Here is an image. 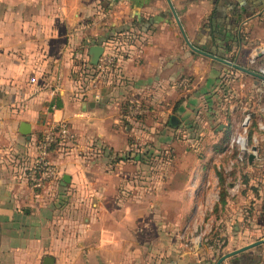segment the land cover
I'll use <instances>...</instances> for the list:
<instances>
[{"label": "crops", "instance_id": "0c3cea01", "mask_svg": "<svg viewBox=\"0 0 264 264\" xmlns=\"http://www.w3.org/2000/svg\"><path fill=\"white\" fill-rule=\"evenodd\" d=\"M171 3L198 50L234 64L263 60L264 0ZM95 46L100 60L114 58L112 73L97 75ZM241 69L191 50L167 0H0V264H126L140 253L126 241L151 204L123 206L126 194L152 200L159 188L144 182L152 174L136 148L169 141L156 130L174 129V116L190 127L194 107L216 85L229 88L230 75L262 81ZM134 103L138 118L128 113ZM47 121L68 122L77 141L53 153L61 177L36 193L26 173ZM246 256L264 264V251L228 260Z\"/></svg>", "mask_w": 264, "mask_h": 264}, {"label": "rangeland", "instance_id": "374dc122", "mask_svg": "<svg viewBox=\"0 0 264 264\" xmlns=\"http://www.w3.org/2000/svg\"><path fill=\"white\" fill-rule=\"evenodd\" d=\"M263 63L264 59L257 66L237 65L257 74ZM226 80L232 82H227L229 88L217 92L216 85L194 107L190 127L180 126L174 116L178 127L156 130L157 137L170 134L169 141L158 139L149 145L142 140L136 148L152 174L144 182L159 189L155 188L158 192L152 200L143 191L135 193V199L133 192L126 194L123 206H133V200L143 207L152 205L136 216L130 231L133 239H127L126 247L140 253L127 256L126 264H216L221 257L264 239V225H258L264 218L261 82L240 71ZM247 114L251 124L245 130ZM252 251H264V244Z\"/></svg>", "mask_w": 264, "mask_h": 264}, {"label": "built area", "instance_id": "2783aa9c", "mask_svg": "<svg viewBox=\"0 0 264 264\" xmlns=\"http://www.w3.org/2000/svg\"><path fill=\"white\" fill-rule=\"evenodd\" d=\"M258 54L264 57V48H260ZM255 61L256 57H253L251 63ZM114 67V58L107 55L100 60L97 75H108L113 72ZM258 74L262 79L258 92L264 95V63L258 69ZM32 82H35V80H32ZM143 112L142 106L135 103L128 109L130 117L141 116ZM250 124L251 115L247 114L243 121V128L247 130ZM262 130L264 131V128ZM76 141V136L68 122H45L44 130L36 144V157L26 173V181L34 192H41L49 184L59 181L61 177L60 169L53 162L52 155L55 151H60L63 154L68 153L70 147L74 146ZM241 146L244 148V142L241 143Z\"/></svg>", "mask_w": 264, "mask_h": 264}, {"label": "water", "instance_id": "95a60500", "mask_svg": "<svg viewBox=\"0 0 264 264\" xmlns=\"http://www.w3.org/2000/svg\"><path fill=\"white\" fill-rule=\"evenodd\" d=\"M167 2H168L169 6H170V8H171V10H172V12H173V14H174L175 20H176V22H177V24H178V26H179V28H180V30H181V33H182V35H183V38H184V40H185L187 46H188L191 50H193V51H195V52H197V53H200V54H202V55H204V56H207V57H209V58H211V59H213V60H215V61H218V62H220V63H222V64H224V65H226V66H229V67H232V68H235V69H238V70H242V71H243V69L239 68V67L237 66V64H234V63H232V62H229V61H226V60H222V59H220V58H217V57H214V56H212V55L206 54V53H204V52L198 50L197 48H195V47L192 45V43L188 40V38H187V36H186V34H185L184 30H183V27H182V25H181V22H180V20H179V17H178V15H177V13L175 12L174 7L172 6L171 0H167ZM102 53H103V48H102V47L95 46V47H93V48L91 49L90 55H91V64H92V65H94V66H97V65H98V62H99V60H100V58H101V56H102ZM171 123H172L174 126L177 125V120H176V118H172ZM30 131H31V129H30V127L27 126V125H23V126L21 127V130H20V132H21L23 135H29V134H30ZM256 150H257L256 148H253V151H256ZM253 158H254V156H250V162L253 161ZM64 180L67 181L66 178H65ZM263 244H264V239H263V240H259V241L256 242L255 244L249 245V246H247V247H244V248H242V249H240V250L234 251V252H232V253H229V254H227V255L221 257V258L218 260V262H217L216 264H223L226 260H228V259H230V258H232V257L238 256V255H240V254H243V253H245V252H248V251H250V250H252V249H254V248H257V247H259V246H261V245H263ZM44 264H54V260H53L52 258H46L45 261H44Z\"/></svg>", "mask_w": 264, "mask_h": 264}, {"label": "trees", "instance_id": "16d2710c", "mask_svg": "<svg viewBox=\"0 0 264 264\" xmlns=\"http://www.w3.org/2000/svg\"><path fill=\"white\" fill-rule=\"evenodd\" d=\"M239 21H240V20H239ZM239 21H238V24H240ZM238 34H239V33H237V35H234V36H235V38H234V40H233L234 43H237V42L240 41V39H239V35H238ZM219 58L225 60V58H222V57H219ZM136 118H138V117H136ZM261 198H262V197H261ZM257 203H258V202H257ZM256 205H257V204H256ZM262 211H264V208H263ZM262 215H264V212L262 213ZM258 225H264V218H263L262 221L259 220V224H258ZM257 262H258V261L253 260V258H251V256H246V257H244L241 261H239L238 264H257Z\"/></svg>", "mask_w": 264, "mask_h": 264}]
</instances>
